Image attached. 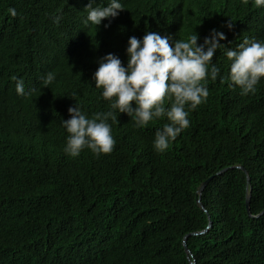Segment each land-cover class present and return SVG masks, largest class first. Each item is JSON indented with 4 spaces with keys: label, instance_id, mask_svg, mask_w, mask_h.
<instances>
[{
    "label": "trees",
    "instance_id": "trees-1",
    "mask_svg": "<svg viewBox=\"0 0 264 264\" xmlns=\"http://www.w3.org/2000/svg\"><path fill=\"white\" fill-rule=\"evenodd\" d=\"M88 2L0 0V264H264V78L241 95L224 48L207 100L186 106L190 126L164 152L154 139L166 117L139 128L115 110L114 150L75 158L62 125L75 104L88 118L112 110L94 74L108 54L127 67L130 37L196 33L199 45L216 30L235 49L245 37L264 42V6L119 0L124 11L95 26L85 24ZM13 77L31 94L18 95Z\"/></svg>",
    "mask_w": 264,
    "mask_h": 264
},
{
    "label": "clouds",
    "instance_id": "clouds-1",
    "mask_svg": "<svg viewBox=\"0 0 264 264\" xmlns=\"http://www.w3.org/2000/svg\"><path fill=\"white\" fill-rule=\"evenodd\" d=\"M96 0H89L85 8L89 22L99 26L103 20L116 18L123 5L119 0H109L107 6L93 5ZM255 6H264V0H254ZM15 17L16 11L9 9ZM61 17L56 16L55 23ZM233 23L227 27L231 30ZM109 25H105L108 27ZM226 37L222 32L212 30L203 44L198 45V34L190 35L187 40L172 41L170 36H161L155 32H146L143 40L135 36L128 41L127 67L119 57L108 54L99 61L94 74L95 87L102 89L105 100L113 101L110 111L95 113L88 118L75 104L69 107L70 119L62 121L69 134L64 151L70 157H78L85 149L94 154H110L115 147V139L108 121L117 120L115 110L125 113L135 120L137 127L143 128L154 118L166 117L169 123L155 132L154 149L164 152L179 134L190 126V110L196 109L209 96L206 87L207 77L215 81L220 69L212 64L218 49L224 48L230 64L228 79L231 84L241 89V95L255 92V86L264 78V42L245 37L235 49H227L219 42ZM211 65L210 73L209 67ZM18 95H30L25 91L23 79L17 80ZM55 79L48 73L43 81L45 88ZM223 83V79L221 80ZM166 101L171 102L166 108ZM135 105V106H133Z\"/></svg>",
    "mask_w": 264,
    "mask_h": 264
},
{
    "label": "water",
    "instance_id": "water-1",
    "mask_svg": "<svg viewBox=\"0 0 264 264\" xmlns=\"http://www.w3.org/2000/svg\"><path fill=\"white\" fill-rule=\"evenodd\" d=\"M240 168H241L244 172H246L245 168H243V167H240ZM224 171H225V170H223L222 172H220V174H222ZM212 179H213V177H212L211 179L207 180L206 182H204V183L202 184L200 190H199V194H200V196H199V198H198V204H199L201 207H203V205H202V203H201V195H202V192H203V190L209 185V183L212 181ZM248 180H249V182H250V179H249V178H248ZM246 205H247L248 212H249V214H250V196H248V198H247ZM262 214H264V211L262 212ZM262 214H261V215H262ZM250 215H251V214H250ZM211 225H212V223H210L209 228H208L207 230L210 229V226H211ZM205 231H206V230H205ZM205 231L200 232V233H195L194 235H197V234H198V235H199V234H203ZM188 237H189V235H187V236L185 237V239H184V245H185L186 249H187L186 241H187ZM187 252H189L188 249H187Z\"/></svg>",
    "mask_w": 264,
    "mask_h": 264
}]
</instances>
